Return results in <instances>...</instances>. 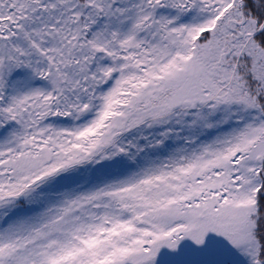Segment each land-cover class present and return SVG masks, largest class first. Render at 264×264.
Returning a JSON list of instances; mask_svg holds the SVG:
<instances>
[{"label":"snow or ice","instance_id":"6c2138e0","mask_svg":"<svg viewBox=\"0 0 264 264\" xmlns=\"http://www.w3.org/2000/svg\"><path fill=\"white\" fill-rule=\"evenodd\" d=\"M0 264H264V0H0Z\"/></svg>","mask_w":264,"mask_h":264}]
</instances>
